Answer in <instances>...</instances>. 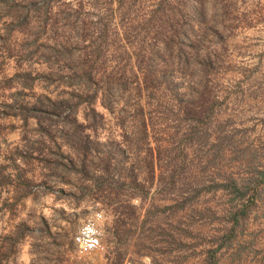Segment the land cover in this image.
<instances>
[{
    "label": "rangeland",
    "instance_id": "1",
    "mask_svg": "<svg viewBox=\"0 0 264 264\" xmlns=\"http://www.w3.org/2000/svg\"><path fill=\"white\" fill-rule=\"evenodd\" d=\"M0 264H264V0H0Z\"/></svg>",
    "mask_w": 264,
    "mask_h": 264
},
{
    "label": "built area",
    "instance_id": "2",
    "mask_svg": "<svg viewBox=\"0 0 264 264\" xmlns=\"http://www.w3.org/2000/svg\"><path fill=\"white\" fill-rule=\"evenodd\" d=\"M98 230L93 222L82 225L73 236V244L79 254L99 253L103 246L100 242Z\"/></svg>",
    "mask_w": 264,
    "mask_h": 264
}]
</instances>
